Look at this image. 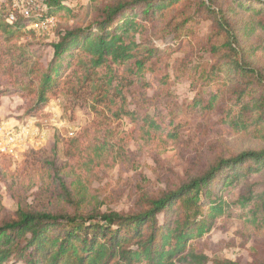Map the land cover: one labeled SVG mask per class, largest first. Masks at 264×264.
Segmentation results:
<instances>
[{
  "label": "trees",
  "instance_id": "16d2710c",
  "mask_svg": "<svg viewBox=\"0 0 264 264\" xmlns=\"http://www.w3.org/2000/svg\"><path fill=\"white\" fill-rule=\"evenodd\" d=\"M94 2L99 6L89 20L65 0H41L30 15L18 14L9 24L12 0H0V98L20 95L25 113L38 115L51 99L63 97L72 113L81 109L90 119L65 144L66 160L53 146L50 172L66 206L19 205L0 220V264H209L193 242L218 223L239 219L264 233V65L256 61L264 52V0ZM51 16L74 23L57 24L50 44L26 40L38 33L30 28L34 22ZM203 20L212 22L205 49L213 59L198 83L204 90L188 107L200 115L220 111L223 123L254 145L218 155L176 186L141 198L133 210L102 211L81 178L130 160L127 145L136 129L143 143L155 133L175 134L158 115L129 108L131 87L139 80L153 86L146 78L150 61L165 54L143 47L148 22L163 23L181 39ZM125 121L134 126L119 138ZM251 264H264V252Z\"/></svg>",
  "mask_w": 264,
  "mask_h": 264
},
{
  "label": "rangeland",
  "instance_id": "374dc122",
  "mask_svg": "<svg viewBox=\"0 0 264 264\" xmlns=\"http://www.w3.org/2000/svg\"><path fill=\"white\" fill-rule=\"evenodd\" d=\"M110 1L96 0V3L104 5ZM222 1L225 5L230 3V0ZM65 3L86 20L95 15L99 6L93 0H65ZM51 17L54 23L49 33H37L34 38L30 34L26 40L30 37L38 43L50 44L56 40L57 24L68 27L74 23L71 17L59 23L57 18ZM194 24L193 33H185L179 39L162 29L163 23L148 22L147 35L141 38L143 47L160 48L165 54L161 59L154 57L150 61L151 70L146 78L153 86L145 88L139 80L131 87L129 108L139 114L158 115L159 121L173 124L175 128L171 132L175 134L172 137L155 133L143 143L136 129L135 140L127 145L132 151L130 160L124 159L104 170L97 168L98 171L81 178L86 195L90 200L96 199L102 211L133 210L141 198L156 196L176 186L218 155L232 154L254 145L248 136L223 123L220 111L200 115L188 107L204 90L198 83L205 65L213 59L205 49L212 22L203 20ZM51 52L49 47L46 60ZM256 61L264 65V52ZM25 104L26 100L20 95L1 97L0 120L36 119L34 125L40 131L45 130V140L18 158L0 156V220L13 215L19 205L52 210L66 206L59 195V183L50 172L53 146H57L59 159L66 160L65 144L78 136L90 120L81 109L72 113L63 97L51 99L38 115L26 114ZM133 126L125 121L116 134L120 138ZM261 238L264 239V233L234 219L218 223L211 233L196 239L193 246L209 256V264H251L263 256Z\"/></svg>",
  "mask_w": 264,
  "mask_h": 264
},
{
  "label": "built area",
  "instance_id": "2783aa9c",
  "mask_svg": "<svg viewBox=\"0 0 264 264\" xmlns=\"http://www.w3.org/2000/svg\"><path fill=\"white\" fill-rule=\"evenodd\" d=\"M41 0H12L7 22L13 24L17 15H30L39 6ZM53 17L34 22L30 28L38 33H49L53 26ZM36 119L10 117L0 120V156L18 158L45 140V130L40 131L34 124ZM71 135L74 132H70Z\"/></svg>",
  "mask_w": 264,
  "mask_h": 264
}]
</instances>
